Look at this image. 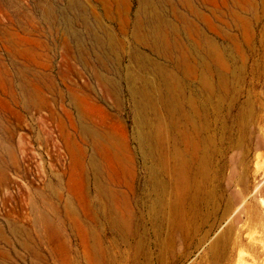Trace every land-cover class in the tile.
I'll return each mask as SVG.
<instances>
[{
	"label": "rangeland",
	"instance_id": "1",
	"mask_svg": "<svg viewBox=\"0 0 264 264\" xmlns=\"http://www.w3.org/2000/svg\"><path fill=\"white\" fill-rule=\"evenodd\" d=\"M263 182L264 0H0V264H264Z\"/></svg>",
	"mask_w": 264,
	"mask_h": 264
},
{
	"label": "bare ground",
	"instance_id": "2",
	"mask_svg": "<svg viewBox=\"0 0 264 264\" xmlns=\"http://www.w3.org/2000/svg\"><path fill=\"white\" fill-rule=\"evenodd\" d=\"M44 12L47 14H52L53 10L51 9V7L46 6L44 8ZM99 43H100V40H99ZM197 111L198 110H194L199 121L197 119L192 118V116L194 115L190 116V113H188L185 116L187 123L192 124V125L196 124L194 133L189 134L187 133V131H185V135L188 138H191L195 135V132H196L198 134L199 140L203 143L201 132L199 134L197 131V129H199L200 131V128L203 127V122H202L203 116L199 114V111L198 112ZM159 121L161 125L162 119H159ZM197 123H199V126L197 125ZM173 130L174 128H172L169 131L170 139L172 138ZM88 134L94 136V138L96 139L99 138L98 135H95L90 130L88 131ZM154 139L156 142V147L152 148V151H151V155L153 157H154L155 152L156 153L158 152L157 149L161 147V144H162V127L158 131V133L154 136ZM185 141H186V138L184 136V138H182L180 141L181 145L174 143L170 147V150L167 151L165 159H166V174H167L168 179H163V178L160 179V175L156 172H152L150 174L152 187L158 196L160 204L163 206V208L166 210L168 214H174L177 211L176 204H178V202L175 200L176 193L178 191L185 192L189 186L188 183L190 182L188 180L186 181L187 176H188V179L190 177L189 167L191 165V161L188 159V157L186 156L185 150L182 148V146H185L184 144ZM203 153L205 155L206 152L203 151ZM204 155H202L203 159L200 165L201 166L200 171H203L204 167H206V163L208 162L207 155L206 156ZM203 160H205L204 163H203ZM257 188H259V185L257 186ZM97 190L99 192L101 191L100 188H97ZM117 225L119 226V229H121V231L125 233L124 225H119V224Z\"/></svg>",
	"mask_w": 264,
	"mask_h": 264
}]
</instances>
